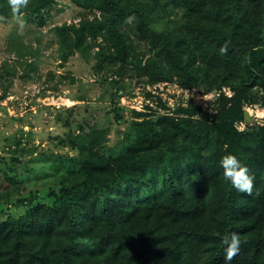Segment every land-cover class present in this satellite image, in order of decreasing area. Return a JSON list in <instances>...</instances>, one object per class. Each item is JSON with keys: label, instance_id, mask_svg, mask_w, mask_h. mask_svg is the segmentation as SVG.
I'll list each match as a JSON object with an SVG mask.
<instances>
[{"label": "trees", "instance_id": "trees-1", "mask_svg": "<svg viewBox=\"0 0 264 264\" xmlns=\"http://www.w3.org/2000/svg\"><path fill=\"white\" fill-rule=\"evenodd\" d=\"M70 1L98 14L54 30L63 64L75 54L96 60L112 92L132 74L233 95L219 97L214 120L183 108L132 111L113 148L96 128L71 139L78 154L54 161L59 194L19 199V216L0 211V264H225L231 232L241 245L229 264H264V127L235 128L245 102L264 105V0ZM54 5L28 0L17 15L42 24ZM11 17L0 0V19ZM18 43L24 58L29 47ZM7 64L0 81L17 74ZM122 110L116 102L120 123ZM227 154L255 178L251 195L223 179Z\"/></svg>", "mask_w": 264, "mask_h": 264}, {"label": "rangeland", "instance_id": "rangeland-1", "mask_svg": "<svg viewBox=\"0 0 264 264\" xmlns=\"http://www.w3.org/2000/svg\"><path fill=\"white\" fill-rule=\"evenodd\" d=\"M44 12L42 24L36 16L26 19L25 12L19 14L22 29L14 17L0 19V61L17 72L0 81V211L4 218L25 213L17 206L21 198L35 195L45 202L59 194L63 186L54 161L78 154L71 139L76 141L77 136L96 128L104 132L107 146L113 148L125 134L132 111L150 108L153 114H172L183 108L214 120L219 97L233 95L228 88L205 92L184 89L176 82L148 84L132 74L112 92L96 69V60L75 54L65 64L61 62L54 31L98 12H86L70 0H55L54 7ZM19 41L29 47L24 58L12 50ZM27 64H35L36 70L26 76ZM116 102L123 108L121 123L112 111ZM243 109L252 119L244 116L237 120L236 129L243 132L264 127L261 102L247 101Z\"/></svg>", "mask_w": 264, "mask_h": 264}, {"label": "clouds", "instance_id": "clouds-1", "mask_svg": "<svg viewBox=\"0 0 264 264\" xmlns=\"http://www.w3.org/2000/svg\"><path fill=\"white\" fill-rule=\"evenodd\" d=\"M14 14V19L20 24L21 29L24 22L19 15L20 9L26 7L28 0H8ZM133 17L127 18L126 22H131ZM225 45L220 49L221 54L226 52ZM220 166L223 169L222 176L227 182L240 192L252 194L254 188V177L248 174V168L241 163L237 156L233 154L224 155L221 158ZM225 248V264H229L240 251L241 239L238 233H226L222 237Z\"/></svg>", "mask_w": 264, "mask_h": 264}, {"label": "water", "instance_id": "water-1", "mask_svg": "<svg viewBox=\"0 0 264 264\" xmlns=\"http://www.w3.org/2000/svg\"><path fill=\"white\" fill-rule=\"evenodd\" d=\"M244 116L247 120L251 121L252 118L247 110L244 111Z\"/></svg>", "mask_w": 264, "mask_h": 264}]
</instances>
